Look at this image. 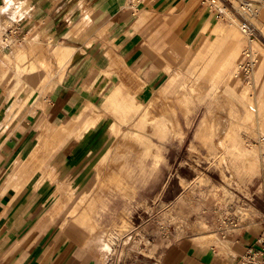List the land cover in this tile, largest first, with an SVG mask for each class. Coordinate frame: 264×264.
<instances>
[{
	"label": "rangeland",
	"instance_id": "rangeland-1",
	"mask_svg": "<svg viewBox=\"0 0 264 264\" xmlns=\"http://www.w3.org/2000/svg\"><path fill=\"white\" fill-rule=\"evenodd\" d=\"M221 1L223 16L208 7H204V12L211 25L236 28L234 41L231 40L236 44V55L231 63L224 62L230 40L222 39L205 55L196 57L199 42L189 56L172 52V69L161 57L165 71L161 81L151 88L140 85L135 89L137 80L144 81L123 65L115 72H99L97 79L88 80V70L76 75L71 65L75 57L70 56L75 47L71 45L62 83L72 82L74 88L67 91L75 99L59 109L58 96L63 90L49 89L56 78L54 73L42 90H34L20 115L17 125L22 130L26 127L27 133L21 138L17 161L37 145L40 137L56 141L57 124L76 114L85 99L102 109L101 90L112 88L114 80L133 90L129 96L138 97L133 115L124 124V137H116L110 130L114 117L109 115L78 134L67 136L50 153L48 163L55 181L70 185V200L57 190L48 172L45 176L42 171L37 172L28 186L48 193L51 218L61 215L62 223L75 220L93 225V213L97 227L86 229L92 236L102 235L109 244L98 246L100 264H169L167 252L181 240L203 242L199 238L202 234L216 238L213 232L225 233L264 218V0ZM9 22L6 20L0 28V58L36 34L33 30L26 35L18 22ZM244 23L251 28L252 42L243 32ZM216 36H222L221 32ZM55 46L51 42L48 48ZM247 46L253 51V64L249 72H244L239 63ZM4 64L0 76L2 72L7 77L0 78L1 95L6 102L14 98L12 108L17 106L20 110L25 105L18 102V93L30 85L16 75L11 62L5 60ZM170 74L171 85H163ZM25 115L29 119L26 125L22 122ZM92 115L93 110L88 109L80 121ZM95 128L102 130L103 137L84 147L86 134ZM239 143L256 149L257 166L253 170L246 159L230 152L231 146ZM109 149L105 171L113 173L101 170L99 179L98 166ZM73 152L79 154L71 161V169L62 170ZM15 169L9 173H15ZM74 206L82 209V215L69 216Z\"/></svg>",
	"mask_w": 264,
	"mask_h": 264
},
{
	"label": "crops",
	"instance_id": "crops-1",
	"mask_svg": "<svg viewBox=\"0 0 264 264\" xmlns=\"http://www.w3.org/2000/svg\"><path fill=\"white\" fill-rule=\"evenodd\" d=\"M10 2L11 7H8L5 0H0V28L6 20L16 21L19 26H23L26 35L35 30L34 38L37 40L47 39L56 46L61 43L74 46L76 50L74 49L70 56L75 59L71 65L76 75L88 70V80L94 77L97 79L99 72H115L118 66L123 65L144 81L137 80L135 89L141 86L143 89L151 88L150 86H155L161 81L165 73L160 63L161 57L166 59L168 68L172 69L175 67L172 52L182 57L189 56L201 41L203 44L196 50V57L205 55L222 39L230 40V43L228 42L230 50L224 55V62L231 63L236 55V50L234 51L236 44L231 42L237 33L236 28L211 25L200 0H10ZM6 7L8 11L2 12L1 9ZM144 12L148 14L141 15ZM21 13L23 16H20ZM218 32H221L222 36L217 37ZM169 81L163 85L167 83L171 85V74ZM114 82L112 88L103 87L101 90V95L105 97L102 109H98L90 99H85L71 120L57 124L58 126L72 124V127L63 133V138L58 144L67 136L78 134L82 129H88L109 115H114V121L110 125L113 134L116 137L125 136L124 122L133 115L138 97L129 96L132 89L123 85L120 80ZM71 83L63 84L61 81L54 87V91L63 90L58 96L59 109L68 105L71 99H75L67 91L74 88ZM10 100L4 101L0 92V264H100L96 235L92 236L87 230H94L97 227L93 213L91 214L95 221L93 225H82L75 220L62 223L61 215L51 218L47 204L48 193L42 188L28 187L32 183V177L39 170L42 171V176L48 172L55 180L48 158L58 144L46 152L48 156L45 165L36 167L37 169L33 170L26 164L34 148L17 161L16 155L22 149L21 138L27 133V128L22 130V126H18L17 123L28 103L18 110L17 106L12 108L14 98ZM117 100L122 104L119 106L123 107L124 112L117 108ZM5 104L10 106L5 108L3 106ZM88 109L93 110V115L81 122L79 118ZM254 116L255 114L252 119ZM22 122L25 125L29 122L27 115ZM86 137L84 147L91 142L98 143L103 133L102 130L95 128L90 130ZM43 147L42 145L37 153L43 152ZM110 151L109 149L101 158L97 172L99 179L101 169L106 172L105 163L109 159ZM230 152L246 159L249 169L253 170L257 166L255 148H247L239 143L231 146ZM73 153L62 170L71 169V161L79 154ZM45 167L49 170L46 171ZM13 169L16 170L15 173L10 174L9 170L12 172ZM24 171L26 173H23ZM112 171L106 173L112 174ZM120 173L123 175L121 170ZM59 183L56 182L57 190L64 192L63 194L70 200L73 197L70 185L61 181ZM71 213H74L72 216H80L82 209L74 206L69 216ZM213 233L216 234V238H207L208 234H202L199 238L203 242L191 239L177 242L167 252L168 263L240 264L242 254L264 233V218L248 221L243 227L230 229L225 233Z\"/></svg>",
	"mask_w": 264,
	"mask_h": 264
},
{
	"label": "bare ground",
	"instance_id": "bare-ground-1",
	"mask_svg": "<svg viewBox=\"0 0 264 264\" xmlns=\"http://www.w3.org/2000/svg\"><path fill=\"white\" fill-rule=\"evenodd\" d=\"M24 4V3H23ZM23 9V8H22ZM27 9V8H26ZM85 10V8H84ZM23 13V12H22ZM41 20V19H40ZM41 22V21H40ZM11 22H9L10 24ZM78 30V29H77ZM33 31V30H32ZM35 31V30H34ZM103 34V33H102ZM51 42L46 39L44 40H36L34 37L32 39H25L24 43L21 45H16L10 48L8 51L3 53V56L0 58V67L4 64L5 60L12 63L16 75H18L19 78L25 80L30 86L29 88L24 89L23 91H20L18 93V102L21 104V106L27 104L29 99L32 97L34 90H42L45 86V82L49 80V78L54 74L56 78L53 77V81L50 83L49 89H53L58 83L62 81L64 67L67 63V57L71 52L72 46L68 43H65L63 45H57L55 47H52V49L49 50ZM203 42L201 41V45ZM200 45V46H201ZM199 46V49L201 48ZM198 49V50H199ZM52 50V51H51ZM74 50V49H73ZM76 50V49H75ZM73 52V51H72ZM78 54V52L76 53ZM80 54V52H79ZM258 55V54H257ZM72 57V56H71ZM119 57V56H118ZM123 61V60H122ZM258 63V58L256 59L255 65ZM5 65V64H4ZM5 69V68H3ZM12 69V70H14ZM6 70V69H5ZM10 70V69H8ZM8 72V71H7ZM14 75V74H13ZM15 76V75H14ZM7 77V74H2L0 78L4 80V78ZM9 77V76H8ZM14 83V81L12 82ZM18 84V83H17ZM115 84V83H114ZM133 91V90H132ZM113 93V92H112ZM124 94V93H122ZM114 94H112L113 97ZM116 96V95H115ZM114 96V97H115ZM119 96V95H118ZM117 96V97H118ZM145 96V95H144ZM14 97V96H13ZM122 97V95H121ZM105 98V97H104ZM108 98V97H107ZM119 98V97H118ZM117 98V99H118ZM105 101V100H104ZM117 108L124 112V109L121 103H119V100H117ZM113 103V102H112ZM116 103V102H115ZM105 105V104H104ZM148 105V104H147ZM84 107V106H83ZM87 107V106H86ZM85 107V109H86ZM83 109V108H82ZM81 109V110H82ZM112 109V107H111ZM129 110V109H128ZM10 111V110H9ZM12 112V111H11ZM132 112V111H131ZM103 113V112H102ZM114 113V112H113ZM118 113V112H117ZM141 113V112H140ZM126 114V112H125ZM78 115V114H77ZM76 115V116H77ZM103 115V114H102ZM120 114H118L119 116ZM137 115H139L137 113ZM74 116V115H73ZM80 116V115H79ZM114 116V115H113ZM117 116V115H115ZM129 116V115H128ZM127 116V117H128ZM120 117V116H119ZM136 118V116L134 117ZM72 118H70L71 120ZM75 119V118H74ZM78 119V118H77ZM80 119V118H79ZM127 119V118H125ZM122 120V119H121ZM124 120V119H123ZM134 121V120H133ZM123 122V121H122ZM97 123V122H96ZM127 122H124L126 124ZM75 124V123H74ZM46 125V124H45ZM72 125V124H71ZM70 124L66 125H59L57 129V136L56 141H49L44 140L43 138H39L37 145L33 149L32 155H30V158L27 160V165L30 166V168L37 169L36 167H41L45 165L46 161V152L48 150H51L60 142L63 138V133L70 127H72ZM208 124H204V127H207ZM145 127V126H144ZM163 132V131H162ZM153 135V134H152ZM159 135V133H158ZM116 136V135H115ZM55 139V138H54ZM53 139V140H54ZM151 142V141H150ZM141 144V143H140ZM154 144V143H153ZM156 144V143H155ZM44 146V151L41 153H37L41 146ZM248 159V158H247ZM26 160V159H25ZM251 161V160H250ZM248 160V162H250ZM24 162V161H23ZM47 163V162H46ZM23 164V163H22ZM48 166V163H47ZM29 168V169H30ZM47 171L49 170L47 167H45ZM28 169V168H26ZM102 170V169H101ZM22 171V170H21ZM31 170H29L30 172ZM36 171V170H35ZM34 171V172H35ZM40 171V170H39ZM23 173H26L25 171ZM31 173V172H30ZM28 174V173H27ZM49 174V173H48ZM98 174V173H97ZM16 175V174H15ZM18 175V174H17ZM22 175V174H21ZM53 175V174H52ZM19 176V175H18ZM28 176V175H27ZM45 176V175H44ZM22 177V176H21ZM50 177V176H49ZM14 178V177H13ZM20 178V176H19ZM117 176L114 177L116 179ZM27 179V178H26ZM16 180V179H15ZM20 180V179H19ZM23 180V179H22ZM55 181V180H54ZM16 182V181H15ZM57 182V181H56ZM59 183V181H58ZM62 183V182H61ZM64 183V182H63ZM60 184V183H59ZM15 185V184H14ZM13 185V186H14ZM21 185V184H19ZM65 185V184H64ZM60 185H58L59 187ZM20 187V186H19ZM15 188V187H14ZM66 188V187H65ZM59 190V189H58ZM58 192V191H57ZM62 192V191H61ZM64 193V192H63ZM66 193V192H65ZM87 205V204H86ZM85 207V206H84ZM82 215V214H81ZM91 217V216H90ZM211 235V234H209ZM96 241L99 243V245L103 247H108V243L103 239L102 235H97ZM93 240V239H92ZM95 241V242H96ZM95 244V243H94Z\"/></svg>",
	"mask_w": 264,
	"mask_h": 264
},
{
	"label": "built area",
	"instance_id": "built-area-1",
	"mask_svg": "<svg viewBox=\"0 0 264 264\" xmlns=\"http://www.w3.org/2000/svg\"><path fill=\"white\" fill-rule=\"evenodd\" d=\"M201 5L210 8L218 16H223L225 13L221 0H200ZM251 11V9H250ZM243 32L249 36L252 42V31L247 23L242 26ZM253 64V51L251 47L247 46L243 51V58L239 63L240 70L249 72ZM238 224H235L237 226ZM240 264H264V233L261 234L257 240L247 248L244 254L239 259Z\"/></svg>",
	"mask_w": 264,
	"mask_h": 264
},
{
	"label": "clouds",
	"instance_id": "clouds-1",
	"mask_svg": "<svg viewBox=\"0 0 264 264\" xmlns=\"http://www.w3.org/2000/svg\"><path fill=\"white\" fill-rule=\"evenodd\" d=\"M5 2H6V4L8 5V7H11V2H10V0H5ZM8 7L2 9V11H5V12L8 11Z\"/></svg>",
	"mask_w": 264,
	"mask_h": 264
}]
</instances>
